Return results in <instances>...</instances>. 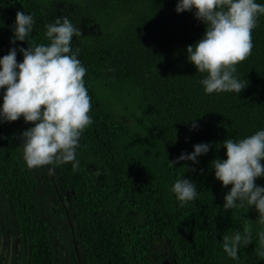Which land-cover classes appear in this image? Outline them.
I'll return each instance as SVG.
<instances>
[{
  "label": "trees",
  "instance_id": "obj_1",
  "mask_svg": "<svg viewBox=\"0 0 264 264\" xmlns=\"http://www.w3.org/2000/svg\"><path fill=\"white\" fill-rule=\"evenodd\" d=\"M176 3L0 0V57L17 48L22 61L19 48L49 43L46 25L55 17L72 20L81 30L72 49L87 69L91 98L93 122L80 137L75 171L70 162L29 169L15 133L34 125L23 117L0 122V196L13 210L23 264H61L55 242L66 235L69 264H264L255 255L264 231L258 212L246 204L223 209L231 185L222 186L211 164L226 159L224 139L264 130V14L252 31L251 55L234 73L247 86L239 94H206L200 81L207 74L186 52L205 25L195 9L177 13ZM17 11L35 24L27 42L12 44ZM198 143L210 145L198 163L170 165ZM181 176L197 188L195 201L183 206L171 190ZM255 183L264 187V177ZM239 217L251 221L252 242L234 260L222 239L243 233Z\"/></svg>",
  "mask_w": 264,
  "mask_h": 264
},
{
  "label": "clouds",
  "instance_id": "obj_2",
  "mask_svg": "<svg viewBox=\"0 0 264 264\" xmlns=\"http://www.w3.org/2000/svg\"><path fill=\"white\" fill-rule=\"evenodd\" d=\"M205 25L202 38L186 46L187 60L200 73H206L200 83L206 94L234 92L239 94L247 81L238 79L236 65L252 52V31L258 17L264 14V4L256 0H177V13L192 11ZM35 20L31 14L17 11L13 39L27 42ZM47 44H28L18 49L22 61H17V48H10L0 57V122H14L23 117L34 126L21 133L22 156L29 169L47 165L72 163L78 169L76 149L84 130L92 124L89 115L91 98L85 86L87 69L77 58L79 49H72L73 37L81 30L65 16L55 17L46 25ZM197 125L193 122L192 127ZM226 159L211 161L214 176L222 186L231 185L224 196L225 211L245 204L258 212L259 223L264 224V187L255 181L264 177V130H258L238 141L224 139ZM210 145H193L191 153H181L169 161L174 167L179 161L198 163L197 157L206 154ZM50 171L52 169H49ZM172 192L181 206L195 201L197 188L193 181L178 178ZM244 221L243 233L225 235L222 247L232 259H238L241 246L252 242L251 221ZM259 249L255 255L264 259V231L258 234Z\"/></svg>",
  "mask_w": 264,
  "mask_h": 264
},
{
  "label": "rangeland",
  "instance_id": "obj_3",
  "mask_svg": "<svg viewBox=\"0 0 264 264\" xmlns=\"http://www.w3.org/2000/svg\"><path fill=\"white\" fill-rule=\"evenodd\" d=\"M24 130L16 131L15 136L22 150L21 133ZM59 261L61 264H69L71 261L68 245V235L56 240ZM67 252V253H66ZM24 247L18 234L16 219L9 202L0 196V264H23ZM162 264H172L164 261Z\"/></svg>",
  "mask_w": 264,
  "mask_h": 264
}]
</instances>
